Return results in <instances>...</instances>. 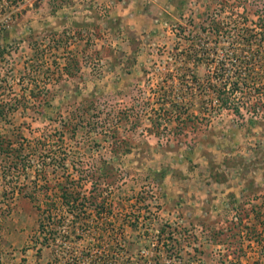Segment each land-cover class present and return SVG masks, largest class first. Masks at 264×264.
Here are the masks:
<instances>
[{"label": "rangeland", "instance_id": "obj_1", "mask_svg": "<svg viewBox=\"0 0 264 264\" xmlns=\"http://www.w3.org/2000/svg\"><path fill=\"white\" fill-rule=\"evenodd\" d=\"M262 24L264 0H0V145L27 147L0 153V264H264V86L221 102L264 82ZM67 175L82 226L35 246L25 193Z\"/></svg>", "mask_w": 264, "mask_h": 264}, {"label": "trees", "instance_id": "obj_2", "mask_svg": "<svg viewBox=\"0 0 264 264\" xmlns=\"http://www.w3.org/2000/svg\"><path fill=\"white\" fill-rule=\"evenodd\" d=\"M261 28L264 34V24L261 25ZM217 31L218 32L220 31L219 28ZM247 32H251V31L248 29ZM194 56L195 58L193 63L197 62L198 54L196 53V55ZM194 79L196 80V82H198L197 77H194ZM241 80L242 81L238 80L237 82L234 83V87L232 88L233 94H229L231 95V97H229L228 99L226 98L221 99V102L223 104H226L227 102H235V100L243 101L244 103L245 102L250 103L251 100L254 98L252 95H249L251 93V89H254L255 87L258 86H264V82L263 83L256 82L257 79H250L249 77H247V75L243 76ZM245 91L247 98L245 97L237 98L238 93L240 92L244 93ZM0 95L5 96L4 92H2ZM259 96H260V101L264 102V95H259ZM9 102L10 100H8V102H5L4 105H8ZM4 105L0 106V117H3L4 113L8 110ZM30 148L32 152H35L37 154V145ZM26 150L27 147L24 146H21L16 151L13 148V145H7V146L0 145V153H4L7 155L9 151H12V152H16V154H18V157H20L23 155V153ZM18 157H12L10 161V166L14 170L16 169L19 170V167L21 169V166L19 165L18 162L19 160ZM55 184L56 185L54 187H47L46 185L38 186L36 183L34 185H30L29 188L31 189V193L28 192L25 193L26 197H28L30 201L35 204L36 211L38 210V214H39V220H38L39 225L35 235L33 236V238H35V246H37V244L39 243L47 247L50 246L51 244H59L61 242L63 243L64 237L70 238L72 233L78 230L79 226H82L81 219H83V217L81 214L84 210H87L86 208L87 198L83 197L82 194L76 190L78 186L74 180L73 181L71 180L69 175H67L66 177L59 178ZM28 186L29 185H23L22 187L21 186L10 187V189H7L8 195L10 194L16 195L20 191L22 192L23 190H25V188H27ZM51 191L55 192V195H52L50 193ZM43 197H48V200L44 201V205L46 207L45 209L42 208L43 207L42 205L37 204L38 202L41 201Z\"/></svg>", "mask_w": 264, "mask_h": 264}]
</instances>
